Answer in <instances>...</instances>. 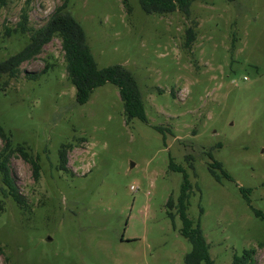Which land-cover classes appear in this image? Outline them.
<instances>
[{"label":"rangeland","instance_id":"374dc122","mask_svg":"<svg viewBox=\"0 0 264 264\" xmlns=\"http://www.w3.org/2000/svg\"><path fill=\"white\" fill-rule=\"evenodd\" d=\"M63 3L97 66L120 64L135 76L145 120L126 119L110 82L77 103L57 36L16 76L0 74V125L40 164L34 178L21 156L9 159L27 207L3 198L0 264H186L183 173L186 214L214 264L251 247L254 264H264V219L255 215L264 213V0H195L188 16L145 13L138 0H0V60ZM187 27L195 31L188 47Z\"/></svg>","mask_w":264,"mask_h":264},{"label":"trees","instance_id":"16d2710c","mask_svg":"<svg viewBox=\"0 0 264 264\" xmlns=\"http://www.w3.org/2000/svg\"><path fill=\"white\" fill-rule=\"evenodd\" d=\"M195 0H138L140 8L145 13H165L178 10L185 16L189 15V6ZM206 1V0H202ZM66 4L57 6L49 18L41 26L29 33V42L18 53L0 60V74H7L10 77L17 75L19 65L25 59L37 54L42 45L57 36L60 39L61 50L65 62V71L70 82L75 87V101L84 103L87 101L93 88L103 85L106 82L114 84L123 104V112L127 120L138 118L145 120V112L141 93L137 81L132 72L120 64H112L99 68L87 44L85 33L79 22L65 9ZM27 13L21 12L20 21L17 26L21 33L27 32ZM16 28H14L15 30ZM195 38V31L192 27L185 30V46L188 47ZM47 64L40 73L51 67ZM0 209H2L3 198L10 197L20 207H27L23 195H21L10 173L9 159L12 155L18 154L23 160L30 163L34 178H37L40 169L39 155L34 156L27 150L24 143L13 144L10 133L4 131L0 125ZM70 144H63L58 150L59 167L65 168L66 148ZM174 169L180 167L171 164ZM211 169L219 168L221 175L230 178L229 174L222 168L219 161L210 164ZM189 183L187 176L183 173V180L180 186V193L177 199V211L181 220V234L189 241L190 250L185 254L186 264H214L209 256L208 244L203 236L202 230L197 223L192 226L191 219L186 214V202ZM245 194L250 188L239 187ZM255 215L264 219V213L255 210ZM264 246V241L258 244ZM255 247L244 248L239 254L234 253L229 264H254ZM8 264V263H5Z\"/></svg>","mask_w":264,"mask_h":264},{"label":"built area","instance_id":"2783aa9c","mask_svg":"<svg viewBox=\"0 0 264 264\" xmlns=\"http://www.w3.org/2000/svg\"><path fill=\"white\" fill-rule=\"evenodd\" d=\"M131 189H132V186H131Z\"/></svg>","mask_w":264,"mask_h":264}]
</instances>
